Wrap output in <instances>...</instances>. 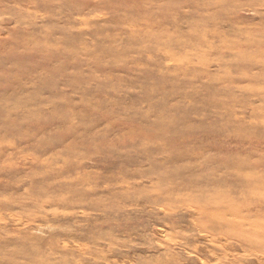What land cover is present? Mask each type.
Returning a JSON list of instances; mask_svg holds the SVG:
<instances>
[{
	"label": "rangeland",
	"instance_id": "374dc122",
	"mask_svg": "<svg viewBox=\"0 0 264 264\" xmlns=\"http://www.w3.org/2000/svg\"><path fill=\"white\" fill-rule=\"evenodd\" d=\"M0 264H264V0H0Z\"/></svg>",
	"mask_w": 264,
	"mask_h": 264
},
{
	"label": "bare ground",
	"instance_id": "6f19581e",
	"mask_svg": "<svg viewBox=\"0 0 264 264\" xmlns=\"http://www.w3.org/2000/svg\"><path fill=\"white\" fill-rule=\"evenodd\" d=\"M215 196H216V194H215ZM212 197H214V196H212ZM217 197V196H216ZM220 198H222V197H220ZM213 199V198H212ZM214 199H215V197H214ZM217 199V201H214L213 203H207V201H205L204 203H207L211 208H216L215 210H214V217H216V219H217V217L219 218V219H223V214H226V213H228V214H232V215H234L235 214V210L236 209H234V207H233V204H232V202H230V200H218V198H216ZM227 203L228 205L226 206V208H225V210L223 211V212H220L221 211V209L219 208V206H220V203ZM234 203V202H233ZM201 206H202V204H201ZM210 208V209H211ZM224 222V221H223ZM219 222V225L221 226H218L219 228H221V229H223L224 230V232L225 233H227V235H229V236H231L232 234H231V232H230V225H229V223L228 222ZM217 226V225H216ZM232 237V236H231ZM238 237V236H237ZM240 237V236H239Z\"/></svg>",
	"mask_w": 264,
	"mask_h": 264
}]
</instances>
